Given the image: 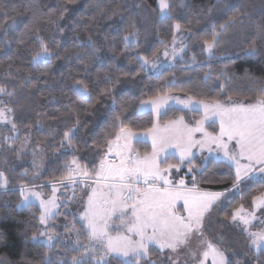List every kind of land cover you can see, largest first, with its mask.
<instances>
[{
    "label": "trees",
    "instance_id": "1",
    "mask_svg": "<svg viewBox=\"0 0 264 264\" xmlns=\"http://www.w3.org/2000/svg\"><path fill=\"white\" fill-rule=\"evenodd\" d=\"M172 2V19L161 22L156 11L157 0H0V85L9 91L16 89L17 98L22 97L24 105L17 110L18 117L21 112L24 117L16 120V132L0 125V170L6 173L9 187L14 189L0 190V233L5 237L0 242V264H45L46 253L55 258L47 248L30 239L43 230L39 220L41 208L37 203L30 208H17L18 186L45 185L41 189L49 194L51 187L45 182L55 183L61 178L63 163L74 155L91 168L93 158H99L95 146L103 147L105 138H112L108 133L113 130L114 116L124 113L133 131H143L153 127L154 115L150 111L139 113V102L157 94L183 91L197 99L223 100L221 86L227 95L241 101L252 100L258 94L255 91L260 86L258 81L264 80V54L246 57L241 48L247 47L245 41L254 38L257 25H264V0ZM240 12L248 13L250 19L229 28L216 57L209 59L201 38H210V23L219 25ZM176 21L195 33L193 38H186L188 59H179L156 74L150 73L141 67L137 52L149 59L160 54L176 35L171 27ZM133 22L139 29V43L125 49L122 37L133 31ZM206 26L207 30L202 31ZM37 35L55 53L50 63L32 62L34 53L40 49ZM89 37L95 41V48L87 43ZM210 70L211 77L205 81V73ZM222 70L231 77L230 81L221 75ZM246 73L254 79L249 80ZM173 79L175 84H169ZM75 81L88 86L90 99L74 90ZM107 90H111V95ZM200 115L174 108L162 114L160 120L169 122L184 116L191 123L193 117L200 119ZM73 125L78 130L73 137L74 152L60 143L63 133ZM209 128L218 129L217 125ZM26 130L31 131L34 142L43 145L48 155L38 179H33L32 164L16 162L17 147ZM10 135L18 137L11 148L4 140ZM135 146L143 153L151 151L149 143L137 142ZM202 155H197V165L204 163ZM209 161L206 172H194L198 187L210 191L231 188L234 169L217 163L211 156ZM169 163L178 160L169 157ZM25 170L26 176L22 175ZM181 174H187L185 167ZM192 175L187 176L190 182ZM261 193H264V181L260 178L241 184L240 191L229 197L221 209V219H230L241 205L252 208V197ZM149 251L151 259H162L163 253L155 247ZM230 260L246 264L242 258ZM261 260L264 257L256 254L253 264H260ZM112 264L119 262L113 260Z\"/></svg>",
    "mask_w": 264,
    "mask_h": 264
},
{
    "label": "snow or ice",
    "instance_id": "2",
    "mask_svg": "<svg viewBox=\"0 0 264 264\" xmlns=\"http://www.w3.org/2000/svg\"><path fill=\"white\" fill-rule=\"evenodd\" d=\"M180 2L183 4V0ZM173 8L172 0H157L156 11L161 22L172 19ZM208 12L211 13L212 9L209 8ZM3 14L8 15L7 12ZM244 19H250L249 14L240 12L219 25L210 23V38H201L202 48L209 59L216 57L229 28L243 23ZM131 27L133 31L122 37L125 49L139 43V29L134 22ZM171 27L181 37L191 39L195 36L191 29L185 30L179 21ZM201 30H207V26ZM253 36L245 41L247 47L241 48V53L246 57L264 54V25H257ZM37 39L40 49L34 53L32 62L50 63L55 53L42 37L37 35ZM257 40L260 41L259 45ZM176 42L177 37L173 35V59L187 48L181 41V47L177 49ZM87 43L95 48V41L91 37ZM163 55L167 57L169 53L164 52ZM192 58L195 60V55ZM137 59L142 68L158 70L162 66L149 61L139 52ZM221 75L231 80L225 70L221 71ZM246 76L249 80L254 79L247 73ZM210 77L211 70L205 73V81ZM258 83L260 86L255 90L258 94L248 102L233 99L223 91L222 86L223 100L206 102L183 91L180 94L165 92L141 100L139 111L154 112L157 118L175 108L200 113V119L193 117L189 123L184 116H180L165 125L163 130L158 124H153L145 132H136L127 123L129 117L121 113L113 118V130L108 133L112 138L106 137L103 147L95 146L99 159L93 158L91 168L75 155L70 161L66 160L63 163L64 175L55 183L45 182L51 187V195L47 199L41 191L35 190L45 185H19L20 199L16 207L30 208L38 203L41 224L47 226L50 220L63 215L61 207L67 208L71 217L66 219L63 233L45 231L30 237L34 243L55 255L53 258L46 253L45 264H112L113 260L119 264H157L151 259L150 247H155L161 253L165 250L171 253L169 264H240L239 261L230 260L220 247L225 243L223 236L215 237L214 241L205 234L204 229L206 217L214 207L219 206L222 198L226 200L233 190L239 192L241 184L254 181L256 177L264 181V80ZM169 84H175V80L169 81ZM73 88L85 99L91 98L88 86L83 81H75ZM107 93L111 95V90H107ZM13 103L15 106H12ZM113 104H116L115 100ZM23 107L22 97L17 98L16 89L9 91L8 87L0 85V125L16 132V120L24 117L23 112L18 117L17 110ZM217 124L218 132L208 131L206 125L211 127ZM77 131L75 125L68 128L63 133L61 146L76 151L73 137ZM149 136L152 152L141 155L133 148L132 142H143ZM16 139L18 137L14 135L4 137L10 148ZM205 151L208 156L202 155ZM197 153L202 155L204 161L200 165L195 163ZM110 156L117 157L119 163H113ZM209 156L214 157L217 163L234 169L231 188L206 191L198 187L194 172L207 171ZM169 157H175L178 163H169ZM162 164L166 166L162 167ZM33 165L40 167L35 160ZM182 166L187 173L193 174L191 186L182 177L175 182L168 178L173 170L179 172ZM22 175H28L27 170ZM38 178L39 172L33 175V179ZM9 184L8 176L0 170V190L13 191ZM69 190L71 195L68 194ZM80 192L84 195H79ZM75 201H79L82 211H71L69 204ZM178 203L183 213L177 210ZM251 203V211L243 205L235 209L230 222L246 234L249 248L258 257H264V220L256 216V210L264 211V193L252 197ZM257 224L259 228L253 231ZM4 238V234L0 233V242ZM260 264H264V260Z\"/></svg>",
    "mask_w": 264,
    "mask_h": 264
},
{
    "label": "rangeland",
    "instance_id": "3",
    "mask_svg": "<svg viewBox=\"0 0 264 264\" xmlns=\"http://www.w3.org/2000/svg\"><path fill=\"white\" fill-rule=\"evenodd\" d=\"M176 37H177V42H176L175 47L177 49H179L181 47V41H182V43L184 45H187V48L185 49V51L182 54H178L175 57V59H173L172 58V42H170L168 45L165 46V48L163 49V51L160 54L154 56L153 58H150V59L148 58L149 61H152V62H155V63L162 65L158 70L146 68L150 73L156 74L159 71H161L163 68L173 65L177 60L181 59V55L183 56V59H185V60L188 59L185 55V52L188 49L187 39L185 37H181L179 33H176ZM164 52H168L169 55L167 57H165L163 55ZM206 102H211V101H206ZM244 102H248V101H244ZM139 109H140V105H139ZM139 109H138L139 113L148 112V111L141 112V111H139ZM152 113L154 115V124H158L159 127L161 128V130H163L164 126L167 125L170 121L169 122H162L160 120V117L162 114L157 118L155 113L154 112H152ZM185 120L187 122H189L186 118H185ZM206 127H207L208 131H210V132H218L219 131L218 124H217L218 129L216 131L210 129L207 125H206ZM145 131L146 130L136 131V132H145ZM26 137H27V140H26ZM143 142L149 143L151 146V137L150 136L146 137L143 140ZM136 143H137L136 141H133L132 146L141 155L151 154L152 147H151L150 152L143 153L142 151H140V149H138L135 146ZM17 153H19V155ZM17 153H16V162H18V163L28 162V163L33 165V160H35L37 165H40V167H35L33 165V167H34L33 175L36 174L37 172H39V177H40L41 174L43 173L45 167H46L48 155H47L46 150H45L43 145L34 142L33 137H32V133L30 130L24 131L22 138L19 141V144L17 147ZM203 154L208 156V153L206 151ZM197 155H201V154L197 153ZM98 157H99V155H98ZM111 158L115 159L114 161H112L113 163H119V159L117 157L110 156L109 159H111ZM161 166L165 167L163 164ZM182 168L183 167H181V170H182ZM181 170L179 172H176L175 170H173L168 178L175 182V181H178L182 177L185 180V182L187 184H189V186H191V182L187 178L188 174H190V173L182 175ZM256 178H259V177H256ZM27 186L31 187L33 185H27ZM141 187H144V186L141 185ZM35 190L41 191L42 194L44 195L45 199H47L48 195H51V192L49 194H46L39 187H36ZM201 190H204V189H201ZM206 191H210V190H206ZM237 193L238 192L233 190L231 193L228 194V198L226 200L224 198H222V202L219 204V206L213 208L210 215L208 217H206V219H205V229L204 230H205V234L210 239H213L214 241H215V237H217V236H223L224 237L225 243L222 244L220 247L222 248V250L225 251V255L228 256L229 259L238 260L239 258H242V261H244L246 264H253L254 263V256L256 254L249 248V241L247 239L246 234L241 230V228L239 226L232 224L230 222V219L223 220V219H221V215H220V211L223 208V206L225 205V203L228 201L229 197L235 196ZM68 194L71 195V190H69ZM59 195H60V193L58 192L57 196H59ZM79 195L83 196L84 193L80 192ZM69 208L71 209L72 212L82 211V208L80 207L79 201H75V202L69 204ZM245 209L251 211L253 209V207L252 208H245ZM177 210L180 213H183V208L181 207L180 203L177 204ZM60 212L63 213V215L57 216L53 220H50L47 226L43 225L42 232L53 231V232L58 233V234L64 232L63 226L65 224V221H66V219H71V217L68 214L67 208L61 207ZM256 216L259 217L261 220H264V211L256 210ZM54 225H55V227H54ZM257 228H259V224H257L256 227L253 228L252 230L255 231V230H257ZM195 243H196V241L194 240L193 246H195ZM170 255H171V253H169L167 250H165L163 252L162 259H160V260L152 259V260L156 261L157 264H169L168 257ZM181 259H183V254L181 256Z\"/></svg>",
    "mask_w": 264,
    "mask_h": 264
},
{
    "label": "built area",
    "instance_id": "4",
    "mask_svg": "<svg viewBox=\"0 0 264 264\" xmlns=\"http://www.w3.org/2000/svg\"><path fill=\"white\" fill-rule=\"evenodd\" d=\"M112 161H114L115 159L114 158H111Z\"/></svg>",
    "mask_w": 264,
    "mask_h": 264
}]
</instances>
